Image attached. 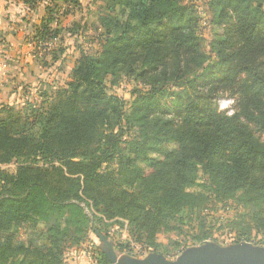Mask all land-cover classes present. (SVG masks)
Wrapping results in <instances>:
<instances>
[{
  "label": "trees",
  "instance_id": "1",
  "mask_svg": "<svg viewBox=\"0 0 264 264\" xmlns=\"http://www.w3.org/2000/svg\"><path fill=\"white\" fill-rule=\"evenodd\" d=\"M117 1L120 22L100 52L79 56L65 87L37 107L0 106V264H62L65 243L89 229L85 209L158 253L160 233L208 239L211 200L264 206V0H211V40L178 0ZM53 16L37 45L56 38ZM110 70L148 90L128 106L107 93ZM221 98L232 113L218 110ZM23 225L43 227L42 243L19 241ZM227 225L264 233V208Z\"/></svg>",
  "mask_w": 264,
  "mask_h": 264
},
{
  "label": "rangeland",
  "instance_id": "2",
  "mask_svg": "<svg viewBox=\"0 0 264 264\" xmlns=\"http://www.w3.org/2000/svg\"><path fill=\"white\" fill-rule=\"evenodd\" d=\"M5 1L14 4L15 8L3 10V5H0V106H40L44 99L41 94H51L54 89L65 87L71 80L70 72L79 56L100 52L107 39L106 29L112 30L113 24L118 20L120 22L121 8L117 0H32V5H27L25 9L16 0ZM210 2L177 1L178 5L191 12L198 33L205 40H211L213 32L217 30V26L212 24L216 11ZM49 11L54 13L50 28L53 32L57 30L58 34L48 46L46 43L37 45L36 29L49 18ZM52 50H62L60 55L57 53V61L52 60ZM201 51L204 54L210 52L206 45ZM104 83L108 94L123 98L128 106L132 103L134 90H148L112 70L108 71ZM217 107L219 111L232 113L233 99L221 98L217 101ZM1 168L6 173H14L16 169L14 164ZM103 168L115 171L117 162ZM263 208L261 205L244 207L237 198L225 203L211 200L201 215L211 228L210 237L203 242H195L192 237L196 233L188 228L180 234L160 233L157 241L162 248L158 253L130 237L126 225L101 221L97 212L85 209L90 218L89 229L84 232L81 244L65 243L62 264H101L104 260L113 264V259L117 264H134L152 255L174 262L184 253L205 245H214L224 254L236 247L264 250V233L249 228L230 229L227 225L230 220ZM42 228L18 226L16 236L19 241L35 247L42 243Z\"/></svg>",
  "mask_w": 264,
  "mask_h": 264
},
{
  "label": "water",
  "instance_id": "3",
  "mask_svg": "<svg viewBox=\"0 0 264 264\" xmlns=\"http://www.w3.org/2000/svg\"><path fill=\"white\" fill-rule=\"evenodd\" d=\"M112 263L117 264L115 259ZM134 264H264V250L236 247L224 254L214 245H205L184 253L179 260L174 262H168L159 256L152 255Z\"/></svg>",
  "mask_w": 264,
  "mask_h": 264
},
{
  "label": "crops",
  "instance_id": "4",
  "mask_svg": "<svg viewBox=\"0 0 264 264\" xmlns=\"http://www.w3.org/2000/svg\"><path fill=\"white\" fill-rule=\"evenodd\" d=\"M16 2L18 3V5L20 7H23L24 9L27 8V5H25L22 0H16ZM0 5H3V10H5L6 8H10V9H14V4L12 5L11 2L5 1V0H1L0 1ZM8 6V7H7Z\"/></svg>",
  "mask_w": 264,
  "mask_h": 264
}]
</instances>
